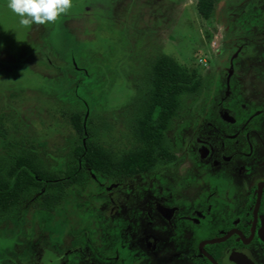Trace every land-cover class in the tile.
I'll use <instances>...</instances> for the list:
<instances>
[{
  "label": "rangeland",
  "instance_id": "rangeland-1",
  "mask_svg": "<svg viewBox=\"0 0 264 264\" xmlns=\"http://www.w3.org/2000/svg\"><path fill=\"white\" fill-rule=\"evenodd\" d=\"M196 1L71 0L55 22L23 25L8 0H0V127L7 139L32 144L50 169L63 166L76 136L71 113L86 107L99 140L114 156L132 149L135 95L149 64L164 54L187 72L196 70L205 84L228 51L230 13L256 4L219 0L207 23ZM254 19L250 14L237 23L246 31L245 54L258 52L250 45L264 36V24ZM191 99L185 100L189 111H181L166 136L173 145L190 121ZM2 142L0 136V150ZM173 151L178 159L181 149ZM162 174V164L132 177L91 174L81 185L68 186L52 211L26 205L0 217V264H52L54 256L83 248L87 239L110 242L127 230L140 243L153 238L149 264H163V247L157 245L161 220L152 213L151 223H143V210L163 197ZM112 195L114 202L107 201V212H101L102 198Z\"/></svg>",
  "mask_w": 264,
  "mask_h": 264
},
{
  "label": "flooded vegetation",
  "instance_id": "flooded-vegetation-1",
  "mask_svg": "<svg viewBox=\"0 0 264 264\" xmlns=\"http://www.w3.org/2000/svg\"><path fill=\"white\" fill-rule=\"evenodd\" d=\"M252 1L256 4L240 14L230 13L223 65L190 95V121L180 140L169 142L173 158L160 163L163 197L143 210L146 225L152 213L161 220L157 245L163 247V264H264V36L250 45L258 52L245 54L246 31L237 24L250 14L253 23L264 24V0ZM201 95L204 99H196ZM174 146L181 149L177 163ZM151 170L98 174L132 177ZM114 195L102 198L101 212H107ZM151 239L140 243L128 230L116 232L110 242L87 239L83 248L74 250L75 245L54 256L52 264H149L154 261L148 256Z\"/></svg>",
  "mask_w": 264,
  "mask_h": 264
},
{
  "label": "trees",
  "instance_id": "trees-1",
  "mask_svg": "<svg viewBox=\"0 0 264 264\" xmlns=\"http://www.w3.org/2000/svg\"><path fill=\"white\" fill-rule=\"evenodd\" d=\"M217 1L197 0L198 14L209 21ZM82 74L86 78V73ZM138 87L133 115L136 143L119 156L99 140L86 107L71 113L76 136L67 161L54 169L47 167L32 144L8 140L0 127V217L17 213L26 205L52 211L68 186L82 184L91 174L128 176L169 162L173 154L166 133L184 109L186 98L200 92L197 72H187L163 54L149 64Z\"/></svg>",
  "mask_w": 264,
  "mask_h": 264
},
{
  "label": "clouds",
  "instance_id": "clouds-1",
  "mask_svg": "<svg viewBox=\"0 0 264 264\" xmlns=\"http://www.w3.org/2000/svg\"><path fill=\"white\" fill-rule=\"evenodd\" d=\"M7 7L28 25L52 23L71 7V0H8Z\"/></svg>",
  "mask_w": 264,
  "mask_h": 264
}]
</instances>
